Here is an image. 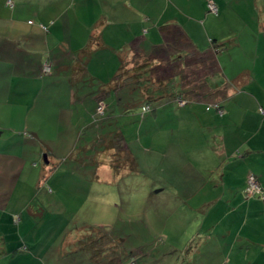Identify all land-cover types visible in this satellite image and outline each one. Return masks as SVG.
Segmentation results:
<instances>
[{
    "label": "crops",
    "instance_id": "obj_1",
    "mask_svg": "<svg viewBox=\"0 0 264 264\" xmlns=\"http://www.w3.org/2000/svg\"><path fill=\"white\" fill-rule=\"evenodd\" d=\"M210 1L218 13L209 12ZM102 51L112 55L110 80L91 71ZM176 57L182 71L158 78L155 67ZM132 58L153 63L131 78L133 67L125 65ZM91 77L107 94L119 90L109 102L118 100L128 111L138 93L141 106L153 105L157 123L164 119L162 107L177 96L189 99L173 117L172 135L145 133L149 140L161 135L162 155L170 156L162 184L152 185L156 196L148 200L188 204L202 223L195 247L192 241L176 249L181 264H264V0H0V130L16 134L0 132V264H123L121 258L133 256L123 243L129 238L108 232L105 224H49L62 215L49 218L47 197L38 203L33 196L35 187L49 196L62 185L57 171L48 172L60 152L42 143L48 163L39 171L32 163L35 143L17 132L31 129L38 137L43 118L50 116L57 130L61 124L70 128L75 144L84 117L74 119L68 104L89 100L85 85L77 82ZM58 102L68 103L59 108ZM218 102L223 115L212 106ZM110 111L108 140L113 130L107 126L118 118ZM117 132L119 143L108 141L100 150L94 176L99 186L121 185L141 160L144 135ZM250 174L263 195L247 193ZM168 184L172 195L166 197L159 188ZM111 197L99 195L93 202ZM83 198L84 204L92 200Z\"/></svg>",
    "mask_w": 264,
    "mask_h": 264
},
{
    "label": "rangeland",
    "instance_id": "obj_2",
    "mask_svg": "<svg viewBox=\"0 0 264 264\" xmlns=\"http://www.w3.org/2000/svg\"><path fill=\"white\" fill-rule=\"evenodd\" d=\"M98 56L100 57L94 58L91 71L102 73L106 79L110 80L112 77L110 70L112 65H114L111 58L112 55H110L109 51H102ZM144 61L145 59L132 58L127 61L125 66L134 67L144 63ZM84 77L87 79L86 75ZM193 77V75L190 76V81ZM77 83L78 85H85L86 91L83 94L89 93L90 97H88L89 100L85 104L82 102H78L74 106L68 104L69 108L74 111V119L78 121L80 116L84 117V120L78 124L79 137L77 134L74 141L75 144L72 141L73 136L70 128H66L61 124L62 129L57 130V124L51 123L50 116L43 118L41 125L44 130L38 137L32 134L34 130L29 129L23 132L17 129L18 135L25 136V139L22 138L23 140L35 143L34 147L31 146L34 151L32 155H35L32 163L36 164L39 171L47 166L42 149V146H45L42 143H45L50 148L54 147L60 152L59 161H55L57 163H54L55 165L50 164L51 167L48 168V172L52 169L53 173L51 172V175H53L57 171L58 176L55 179L59 178L62 181V185L55 188V194L49 196H46L43 191L41 192L38 187H35L33 200L40 203V200L47 197L45 211H49L50 214L47 216L50 218L52 214L55 216L62 215V218H55L56 220L49 219V224L57 225L61 228L67 226H70L68 228H76L85 224L89 225V228H94L96 226L99 227L100 223H102L110 226L107 229L108 232L113 234H116V232L118 234L123 233L121 239L129 238L123 243L130 247L127 250L128 253L133 254L132 258H125V256L121 258L123 264H181L182 261H180L178 251L187 248L189 242L192 241L195 247V240L199 239L197 234L202 223H200V218H197V210L182 202L169 203L161 200H148L156 196L153 193L155 188L152 185L156 181L157 184H162V169H164L170 159V156L164 157L162 155L164 147L163 140L160 139L161 135L156 140H149V134L162 132L163 134L169 133L172 135L170 129L173 128L175 125L173 123L176 121V118L173 117L177 114L179 115L181 103L178 104L179 101L174 99L173 104L168 107H162L160 111L164 119H160L157 123L154 121V115L150 113H146L145 118H143L144 116L141 114L142 100L138 93L133 94L131 100L132 103L135 102V105L128 111L123 105L119 106L118 100H115L117 103L113 105L109 102L113 98V93L117 92L118 96L119 90L111 92L112 94H107L102 91L103 84L92 77ZM98 93H100L98 97L91 96ZM59 94H62V92L59 91ZM101 102L105 104L104 112H98V106ZM58 103L60 105L59 108H63L61 106L67 105L68 102ZM157 104L154 103V105ZM202 105L204 107L203 110H205V104L202 103ZM111 109L118 118L107 126L113 130L111 133L112 138L108 140L105 127L106 120L112 114ZM199 109L201 110V107ZM4 124L5 126L8 125L7 122H4ZM8 126L5 129H8ZM131 127H133V131H130ZM120 129L127 137L132 134V136H137L138 139L144 135L143 138L145 139L142 140L143 143L141 142L142 144L140 145L141 154L139 151L141 156H137L141 160L138 162L137 170L133 169L131 174L125 176L121 181V185H119L120 183L116 185L112 183V185H107L106 187L104 185L99 186L103 183L99 184L94 176L97 168L96 162L102 155L100 150L107 146L108 141L112 145L119 143L117 138L121 133H118L117 130L120 131ZM0 131L5 132L4 129ZM88 131L89 135L87 134L86 136ZM7 132L11 134V137L16 135L13 129ZM7 132L5 133L7 134ZM147 132L150 133L146 135L145 133ZM78 159L86 161L87 164L83 165V161L81 163ZM81 177L84 178V185L80 179ZM55 179L52 180V184ZM167 183L169 182L167 181ZM50 187L51 183H48L47 190ZM171 188L170 184H168L159 189L163 190L162 195L167 197V195H172L170 193ZM104 192H106L105 194L108 197L117 196V198H108L106 202L102 200L93 202L94 197L103 196L105 195ZM89 195L92 196V200L84 204L83 197ZM2 221L3 219L0 215V223ZM35 221L39 222L38 219H35ZM112 229L114 230L112 231ZM108 232L106 231V233ZM94 237L97 238V234ZM13 243L11 242L10 245ZM177 248H179L178 251H176ZM109 253L111 252L108 251V255Z\"/></svg>",
    "mask_w": 264,
    "mask_h": 264
},
{
    "label": "trees",
    "instance_id": "obj_3",
    "mask_svg": "<svg viewBox=\"0 0 264 264\" xmlns=\"http://www.w3.org/2000/svg\"><path fill=\"white\" fill-rule=\"evenodd\" d=\"M209 9V8H208ZM210 11V10H209ZM95 43V38H92V42L90 44V46H93ZM168 48L165 47V49ZM180 58V57H179ZM196 59H192L191 64H194ZM153 62H149V60H145L144 63L142 64H139V65H135L132 69V72L133 74L130 76L131 78H138L141 76V74L144 72L145 73V70L148 68V66H150ZM183 63L185 64H188V62L184 61ZM182 65V64H181ZM185 66V65H184ZM50 69H51V66H50ZM182 71V66H180V63H179V59L176 57L175 59H171V60H167L165 63H161L159 65H157L154 69V71L156 70L157 72V77L158 78H163V77H166L168 78L170 75H175V74H179V70ZM199 91V90H198ZM194 93V91H193ZM177 100L179 101V103H181L182 101H184L185 103L187 101H189V99L187 100L186 98H182V97H179L177 96ZM152 102V101H151ZM219 106L223 108V106L218 102ZM181 105H184L181 103ZM145 106H149L150 107V110L147 111V112H143V108ZM216 109V108H215ZM153 111V105L150 103V102H146L145 104H143L141 106V114L142 116H144L143 118H145V114L146 113H150ZM1 132V131H0Z\"/></svg>",
    "mask_w": 264,
    "mask_h": 264
},
{
    "label": "built area",
    "instance_id": "obj_4",
    "mask_svg": "<svg viewBox=\"0 0 264 264\" xmlns=\"http://www.w3.org/2000/svg\"><path fill=\"white\" fill-rule=\"evenodd\" d=\"M208 8L211 12L213 13H218V7L216 6V4L213 1H210L208 3ZM44 29H46V27H44ZM44 70L45 72H50V64L46 63L44 66ZM182 104H185L184 101L181 102ZM214 108H216V110L218 111V113H220L221 115H223L224 113V109L222 107L219 106L218 103H215L212 105ZM105 109V104L104 103H100L98 106V112H104ZM210 109V107H208V110ZM150 110L149 106H145L143 108V112H147ZM247 193L250 194H262L263 195V189L262 186L260 185V182L257 178V176L255 174H250L249 178H248V187L246 189ZM264 198V197H263ZM135 264V263H133Z\"/></svg>",
    "mask_w": 264,
    "mask_h": 264
},
{
    "label": "water",
    "instance_id": "obj_5",
    "mask_svg": "<svg viewBox=\"0 0 264 264\" xmlns=\"http://www.w3.org/2000/svg\"><path fill=\"white\" fill-rule=\"evenodd\" d=\"M44 157H45V162H47V163H48V156H47V155H45Z\"/></svg>",
    "mask_w": 264,
    "mask_h": 264
}]
</instances>
